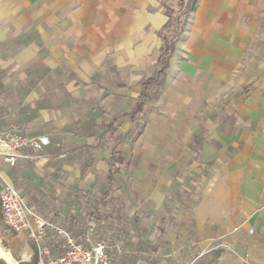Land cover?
<instances>
[{
  "label": "crops",
  "instance_id": "obj_1",
  "mask_svg": "<svg viewBox=\"0 0 264 264\" xmlns=\"http://www.w3.org/2000/svg\"><path fill=\"white\" fill-rule=\"evenodd\" d=\"M162 1L0 0V127L51 139L3 176L59 225L113 179L126 232L157 244L162 264L191 237L217 264H264V0L196 1L129 136L157 69ZM13 238L9 252L30 262L35 242Z\"/></svg>",
  "mask_w": 264,
  "mask_h": 264
},
{
  "label": "trees",
  "instance_id": "obj_2",
  "mask_svg": "<svg viewBox=\"0 0 264 264\" xmlns=\"http://www.w3.org/2000/svg\"><path fill=\"white\" fill-rule=\"evenodd\" d=\"M196 1L166 0L161 2L165 9V15L168 17V22L158 33V37L163 44L157 60L155 74L143 82L137 105L133 112L128 114L132 123L129 136H137L139 133V123L145 116L151 92L162 84L166 76L169 61L173 56L176 43L181 34L182 19L195 10ZM119 157H121V153L113 151L111 158L113 163L110 165L112 171L118 170L121 164ZM110 185L111 187L101 194L91 197L82 195L77 197V204L73 205V211L66 217L63 226L82 244L88 246L85 238L90 231V225H95V229L91 233V240L94 243H106L108 239L113 241V244L107 250L111 264H162V258L156 255L157 244L152 241L134 243L133 237L126 232L128 227H133V222L126 220V217L122 214L123 209L117 204V200L113 196L112 186L115 185L113 179H111ZM81 206L84 207L83 210L80 209ZM189 241L191 244L182 251L178 260L169 259L167 264H182L181 260L187 257H192L191 264H215L217 262L220 251H214L200 257L199 245L192 237ZM43 245L51 248L53 258L60 257L66 252L63 241L53 233L48 234L42 243V247ZM116 245H119L121 253ZM4 248L10 251L8 247L4 246ZM33 248L35 254L28 263L17 258L12 252L11 255L18 264H38L40 252L35 243ZM0 264H7V262L0 259Z\"/></svg>",
  "mask_w": 264,
  "mask_h": 264
},
{
  "label": "built area",
  "instance_id": "obj_3",
  "mask_svg": "<svg viewBox=\"0 0 264 264\" xmlns=\"http://www.w3.org/2000/svg\"><path fill=\"white\" fill-rule=\"evenodd\" d=\"M49 136L26 138L13 130H3L0 127V180L4 188L0 195L1 218L9 231L16 234H26L36 243L40 251L38 264H111L107 250L113 241L106 243H94L91 233L95 225H90L84 245L76 239L63 225L42 218L35 208L28 205L26 198L13 185L5 181L2 173L4 166L14 168L19 159V151L23 148H31L41 151L50 146ZM53 233L64 243L66 252L57 258L44 260L50 252L42 247L44 239ZM120 252V247L116 245Z\"/></svg>",
  "mask_w": 264,
  "mask_h": 264
},
{
  "label": "rangeland",
  "instance_id": "obj_4",
  "mask_svg": "<svg viewBox=\"0 0 264 264\" xmlns=\"http://www.w3.org/2000/svg\"><path fill=\"white\" fill-rule=\"evenodd\" d=\"M194 1H196V0H194ZM0 209H1V206H0ZM13 235H14V233H12L11 231H9V229H7V227L5 226L4 222L2 221V218H1V215H0V245L3 248H4V246L10 248L12 246L11 243H17V242H13V239H14ZM18 244H19V241H18ZM169 254L170 253L167 252L164 255L169 256ZM177 258H179V255H177V256L172 255V257H166V260L167 259H172V260L175 261V260H177ZM191 260H192V257H188L187 259L182 260V264H191Z\"/></svg>",
  "mask_w": 264,
  "mask_h": 264
},
{
  "label": "bare ground",
  "instance_id": "obj_5",
  "mask_svg": "<svg viewBox=\"0 0 264 264\" xmlns=\"http://www.w3.org/2000/svg\"><path fill=\"white\" fill-rule=\"evenodd\" d=\"M0 259L7 261L9 264H17V262L12 257L11 253L5 250L1 245H0Z\"/></svg>",
  "mask_w": 264,
  "mask_h": 264
},
{
  "label": "water",
  "instance_id": "obj_6",
  "mask_svg": "<svg viewBox=\"0 0 264 264\" xmlns=\"http://www.w3.org/2000/svg\"><path fill=\"white\" fill-rule=\"evenodd\" d=\"M5 261V260H4ZM7 262V261H6ZM7 264H9L8 262H7ZM18 264V263H17Z\"/></svg>",
  "mask_w": 264,
  "mask_h": 264
}]
</instances>
